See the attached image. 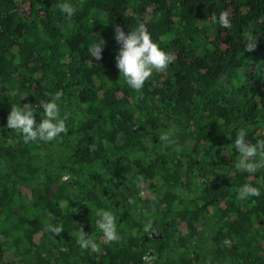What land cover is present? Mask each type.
<instances>
[{"label":"trees","instance_id":"16d2710c","mask_svg":"<svg viewBox=\"0 0 264 264\" xmlns=\"http://www.w3.org/2000/svg\"><path fill=\"white\" fill-rule=\"evenodd\" d=\"M224 10L228 30L211 22ZM140 22L176 59L137 93L116 67L114 28ZM96 34L106 41L99 61L88 52ZM57 91L66 133L26 144L7 128L12 105ZM240 129L252 143L264 138V0H0V264H264L257 218L238 201L218 203L245 183L264 188V168H235ZM99 208L116 215L120 242L103 243ZM148 219L161 238L144 232ZM80 226L100 253L76 243Z\"/></svg>","mask_w":264,"mask_h":264},{"label":"clouds","instance_id":"9594fccd","mask_svg":"<svg viewBox=\"0 0 264 264\" xmlns=\"http://www.w3.org/2000/svg\"><path fill=\"white\" fill-rule=\"evenodd\" d=\"M59 9L66 14L67 18L75 15L76 9L70 3H60ZM232 16L228 10H224L217 16L216 13L211 15V22L219 24L223 29H231ZM115 40L120 45L118 53L115 57L116 67L120 72L127 85L137 93L142 92L145 82L148 81L154 71L163 72L176 59L172 53L162 50L152 39L150 32L145 23L140 22L134 29H129L127 33L116 25L114 28ZM257 37L252 31L244 33L243 45L245 52H252L257 48ZM106 41L96 34L94 42L89 46L88 52L91 58L96 61L102 59V52ZM50 100L41 104L25 103L22 106L12 105L10 113L7 117V128L21 135L24 143H33L37 141L51 142L62 133L67 132L65 121L67 115L63 118L60 116V109L57 101L63 96L62 91L55 94H49ZM22 96L21 99H26ZM41 120L36 121V114L39 110ZM248 133L245 129H240L235 134L233 147L238 155L236 157L235 168L238 171L247 173H256L259 169L264 168V138L257 139L252 143L246 139ZM171 133L160 135V141L167 145L170 142ZM63 179H67L64 177ZM137 187L140 188L143 183V177H137ZM145 191L141 190L139 196L144 198ZM261 191L257 187L245 183L237 190V199L246 200L250 197H259ZM155 199V197H153ZM133 198L128 199V204H134ZM97 219L94 227L103 234V243H118L121 236L117 232V217L109 210L99 208L95 213ZM153 221L148 219L144 224V232L151 234ZM48 231L59 236L63 231L62 226H47ZM76 243L81 249L90 250L92 253H100L101 247L94 239L88 238V234L83 227H79V231L75 233Z\"/></svg>","mask_w":264,"mask_h":264},{"label":"flooded vegetation","instance_id":"af4514ba","mask_svg":"<svg viewBox=\"0 0 264 264\" xmlns=\"http://www.w3.org/2000/svg\"><path fill=\"white\" fill-rule=\"evenodd\" d=\"M264 178V176H263ZM231 179V177H230ZM264 180V179H263ZM230 184V183H227V185ZM229 186V185H228ZM262 184H258L256 187L260 189L261 191V195L259 197H257L258 200H261L262 198V204L260 207H257V205H254V202L256 200L255 197H250L246 200H238L237 199V192L235 193H232L231 196L230 195H225L223 198V200H221L219 203V206L220 208L222 209H226L227 207H229L230 209H233V207H235V209L237 208V201L239 202L238 204V210H241L243 212L244 215H250L252 221L254 219L257 218V221H253L254 222V226L257 225V222L259 223L260 225V228H262V234L259 235V238H260V243H263V248H264V227H263V224H264V188L261 187ZM227 186H224V188L226 189ZM263 187H264V184H263ZM195 191L197 192H200L198 191V189H195ZM253 200V201H252ZM252 201V202H251ZM234 202V203H233ZM229 203V204H228ZM261 216V217H259ZM230 219L232 221H236L237 220V216L236 214L230 216ZM220 219L217 218V225L212 228L213 231H219L221 228H222V224L220 223L219 221ZM262 226V227H261ZM151 237L156 239V238H161L160 235H158V233L155 231V230H152L151 232ZM224 243L225 245H229L228 247L234 251L238 250V242L237 240L233 237V239H229V238H224ZM247 254V253H246ZM243 261V260H242ZM240 264V263H238Z\"/></svg>","mask_w":264,"mask_h":264}]
</instances>
